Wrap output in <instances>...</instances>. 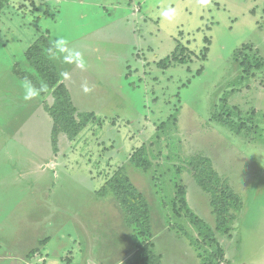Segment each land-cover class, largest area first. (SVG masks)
Returning <instances> with one entry per match:
<instances>
[{"label": "rangeland", "instance_id": "1", "mask_svg": "<svg viewBox=\"0 0 264 264\" xmlns=\"http://www.w3.org/2000/svg\"><path fill=\"white\" fill-rule=\"evenodd\" d=\"M45 33L72 102L94 112L56 143L52 91L25 100L20 75L44 82L26 51ZM139 149L148 171L130 163ZM197 154L242 198L227 229L195 181ZM122 166L161 264H264V0H0V264L129 258L134 231L102 193Z\"/></svg>", "mask_w": 264, "mask_h": 264}, {"label": "trees", "instance_id": "2", "mask_svg": "<svg viewBox=\"0 0 264 264\" xmlns=\"http://www.w3.org/2000/svg\"><path fill=\"white\" fill-rule=\"evenodd\" d=\"M56 50V45L45 33L35 40L26 51L28 63L34 67L36 74L44 80L52 91L53 101L52 104L46 106V111L53 119L55 143L58 142V136L61 133H64L69 139H74L84 129L87 122L94 117V112L80 111L72 102L71 94L65 83L61 81L54 60H52L56 55ZM173 57V59L176 58V56ZM20 75L25 80L31 81L36 88L40 87L34 72L25 71ZM144 151L143 149L135 151L130 157V163L138 169L142 168L144 171H148L149 160L146 158ZM189 165L195 181L209 195L212 214L216 220V229H227L237 219L239 212L242 210V198L234 191L228 180L222 178L216 171L211 158L197 154L189 159ZM108 192L117 195L124 212L125 221L134 231L136 250L121 264H161V255L154 250V242L143 243L144 237H151V239L153 237L148 201L144 194L130 182L123 166L106 182L102 193L106 194ZM189 213L193 224L201 234L212 230L198 214L190 211ZM45 240L41 243H44ZM190 243L193 245L195 242L191 239ZM39 251V248H35L31 250L27 257L32 259V255ZM40 253L42 254V252ZM207 263V260L202 259V264Z\"/></svg>", "mask_w": 264, "mask_h": 264}, {"label": "clouds", "instance_id": "3", "mask_svg": "<svg viewBox=\"0 0 264 264\" xmlns=\"http://www.w3.org/2000/svg\"><path fill=\"white\" fill-rule=\"evenodd\" d=\"M170 11H166L163 13V15L165 17H169L170 16ZM57 45H60L63 43V41H57L56 42ZM77 56H79V53L76 54ZM81 67L83 65H80ZM22 87L25 89V94H24V99L25 100H31L33 98H35L36 96L39 95L40 92L42 91H47V84L45 82H41L40 84V87L39 88H36L32 83L31 81H25L24 84L22 85Z\"/></svg>", "mask_w": 264, "mask_h": 264}, {"label": "crops", "instance_id": "4", "mask_svg": "<svg viewBox=\"0 0 264 264\" xmlns=\"http://www.w3.org/2000/svg\"><path fill=\"white\" fill-rule=\"evenodd\" d=\"M10 254H12V253H10Z\"/></svg>", "mask_w": 264, "mask_h": 264}]
</instances>
